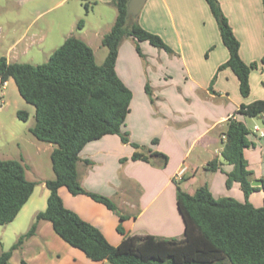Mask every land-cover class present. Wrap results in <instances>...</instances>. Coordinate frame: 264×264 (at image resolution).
Wrapping results in <instances>:
<instances>
[{"label":"crops","instance_id":"1","mask_svg":"<svg viewBox=\"0 0 264 264\" xmlns=\"http://www.w3.org/2000/svg\"><path fill=\"white\" fill-rule=\"evenodd\" d=\"M15 1L27 11L38 5L42 11L36 13L35 20L67 0H56L47 8L48 0H39V3ZM77 1L75 9L67 15L72 18L75 13V17L83 18V24L78 28L71 21L61 35V42L74 35L93 50V43L101 41L110 30L117 10L111 0H89L93 5L85 14L82 1ZM218 2L239 41L241 59L245 63L259 62L264 56L262 0ZM135 17L140 26L158 34L172 50L168 53L143 41L139 42L140 56L135 41L130 37L124 38L119 45L115 71L132 93L122 130L128 132L130 142L138 144L139 148L121 142L116 134H107L87 142L79 153L76 165L80 184L88 191L110 198L116 211L87 195H73L65 187L58 189L63 205L96 226L112 245L122 240L123 235L117 231L119 224L128 235L181 238L184 225L175 202V181L180 179L185 180L182 189L189 193L198 186L207 185L215 198L225 196L245 200L237 183L230 188L225 186L226 172L232 166L222 160L220 152L224 141V123L229 118L243 122L249 133L253 132L259 141V162H254L257 167H248L251 184L258 186L259 179L264 177V131L257 124L247 123L246 120L252 117L236 113L240 104L264 99V63L251 70L250 91L243 97L234 72L229 67L217 71L218 66L227 60L228 50L221 41L217 23L205 0H146ZM28 27L19 40H28V47L34 43L42 46L47 29L39 26L29 35ZM75 27L76 33L73 31ZM214 76L211 91L209 85ZM145 85L149 86L150 94H147ZM20 99L23 98H17L15 105L18 107H13L14 118L19 119L18 110L27 112V119L23 121L30 136L23 137V140L28 147L40 151L41 141L29 131L35 122L34 107ZM2 100L0 113L9 105L4 100V94ZM262 119L264 121V116ZM10 122L22 128L12 118ZM254 125L262 134L252 130ZM249 133L247 138L251 145L244 149V154L256 144L249 139ZM11 135L14 139L17 136L14 133ZM218 142L222 145L219 146ZM47 150L52 151L51 148ZM135 151L148 159L132 160ZM27 157L20 153L18 159L24 165L25 177L29 172L33 178L31 181L38 182L45 189V180L50 178L40 175L38 162L36 166L31 165L35 162H25ZM213 159L218 160L219 168L210 171L206 166ZM251 164L253 162H249V166ZM182 167L185 171L182 177L177 178L176 174ZM199 171L200 179L196 177ZM261 191L252 192L257 196H248V201L255 207L259 206L255 197ZM32 194L11 222L0 225L3 227L0 253L27 231L35 214L45 208V192L35 204L30 202ZM21 260L27 264H109L106 260L92 261L87 258L81 250L57 235L46 220L38 222L35 233L12 252L7 264H20Z\"/></svg>","mask_w":264,"mask_h":264},{"label":"trees","instance_id":"2","mask_svg":"<svg viewBox=\"0 0 264 264\" xmlns=\"http://www.w3.org/2000/svg\"><path fill=\"white\" fill-rule=\"evenodd\" d=\"M81 1L87 14L93 2ZM205 1L228 50L227 60L217 71L229 67L238 79L240 94L245 97L250 91L249 74L264 63V56L259 62L245 63L239 55V41L218 0ZM127 2L111 0L117 14L110 30L101 38L102 45L107 48L102 64L96 63L92 48L74 35L65 38L42 64L8 62L5 57H0V79H13L19 95L34 107L35 122L29 128L30 133L39 141L55 145L50 153L54 178L45 180L46 206L35 214L29 229L0 253V264H7L12 252L35 233L41 220L49 221L57 235L92 261L106 260L109 264H264V205L255 207L248 201L253 191H264V177L259 179L258 186L251 184L243 153L251 145L247 138L249 130L234 118L224 123L222 135L225 138L220 154L222 160L232 166L226 172L225 186L230 188L237 183L245 200L225 196L215 198L207 185L198 186L189 193L179 184L183 179L175 181L176 207L184 225L181 238L128 235L119 224L117 231L123 237L119 244L112 245L96 226L63 205L58 193L60 187L73 195H87L116 211L110 198L88 191L80 184L76 168L79 153L87 142L107 134H116L121 142L139 148L138 144L130 142L128 132L122 130L132 93L115 71L121 41L132 38L140 56L139 42L143 41L172 52L158 34L144 29L136 17L127 14ZM262 5L264 13V0ZM82 24L83 19H80L77 27ZM214 78L209 85L211 91ZM145 90L150 94L148 85ZM236 113L262 118L264 99L242 103ZM16 114L21 120L28 116L23 110ZM131 159L147 160L148 157L135 151ZM206 167L215 171L219 162L213 159ZM34 188L35 182L25 177L20 160L0 159V225L17 216ZM20 264L27 263L21 260Z\"/></svg>","mask_w":264,"mask_h":264},{"label":"rangeland","instance_id":"3","mask_svg":"<svg viewBox=\"0 0 264 264\" xmlns=\"http://www.w3.org/2000/svg\"><path fill=\"white\" fill-rule=\"evenodd\" d=\"M22 3L25 2H34L39 3V0H20ZM56 0H48L47 8L49 5H53ZM77 0H67L65 3L54 7L49 10L41 17H38L34 20L36 13L42 9H39L38 5L36 8L27 11L23 9V7L17 5L15 0H0V57H7L12 62H21V63H30V64H42L45 63L50 54L56 49L62 42L61 35L65 30L66 26L68 27L70 22L74 23V26L77 25L82 17H69L67 15L70 14V10L75 9V5H77ZM44 8V9H45ZM71 8V9H70ZM68 18V19H67ZM29 26V27H28ZM39 26H44L47 30L45 42L41 45L38 43L31 44L28 47V40H19L21 34L28 27L29 35L38 30ZM76 27L74 28V33H76ZM93 53L95 56V60L97 64H102L106 54L107 48L102 45L101 41H95L93 43ZM1 92L4 94V100L9 102L8 107L0 113V159H19L20 153L27 155L25 162H35L31 165L36 166V162L39 164L40 175L42 177H48L50 179L54 178V173L51 167L50 153L51 151L47 150L48 148H53L55 145L45 142H39L41 144L42 149L40 151H36L35 148L28 147L23 137L30 136L27 133L26 127L27 124L23 120L14 118V109L13 107L17 105V98L19 97V93L13 81H8ZM23 100V99H20ZM7 115L6 118H3V115ZM15 121L19 126L14 125L10 122V119ZM242 119V118H241ZM31 121V118H29ZM247 123L257 124L261 130L264 131V121L261 117H252L251 119L246 120ZM250 129V127H249ZM11 133L16 134V138L14 139ZM253 132L249 133V139L255 142V148L250 147L249 151L245 150L244 158L246 161L247 169L248 167L256 168V164L254 162H259L258 157L260 154L257 143L259 142ZM257 140V141H256ZM218 145L221 146L222 143L218 142ZM48 146V147H46ZM246 152L247 157H246ZM250 152V154H249ZM248 162V163H247ZM249 162H253L249 166ZM197 178H201V173L196 176ZM27 179L32 180V175L27 172ZM35 182V181H34ZM185 180L180 181L179 184L183 188V184ZM36 187L33 190V194L30 202L33 204L37 203L41 198L42 193L45 192V199H47V190L43 189L40 184L35 183ZM238 186V185H237ZM194 187V186H192ZM240 190V189H239ZM241 192V191H240ZM258 194V193H256ZM256 200L258 201V205L256 207H260L264 205V192L261 191L259 193ZM243 198H245L244 194L241 192ZM251 196H257L254 193H250ZM30 204V203H29ZM0 227V234L2 236V229ZM21 235V234H20ZM0 241L1 238H0Z\"/></svg>","mask_w":264,"mask_h":264},{"label":"water","instance_id":"4","mask_svg":"<svg viewBox=\"0 0 264 264\" xmlns=\"http://www.w3.org/2000/svg\"><path fill=\"white\" fill-rule=\"evenodd\" d=\"M145 1L146 0H128L126 6L127 14L135 17L144 6Z\"/></svg>","mask_w":264,"mask_h":264},{"label":"built area","instance_id":"5","mask_svg":"<svg viewBox=\"0 0 264 264\" xmlns=\"http://www.w3.org/2000/svg\"><path fill=\"white\" fill-rule=\"evenodd\" d=\"M6 83H7V81H2V80L0 79V110L2 109V106H3V100H2V95H3V93L1 92V89H3V88L5 87ZM252 130H253V131H258V132H260V134H262V131L259 130L258 126H256V125L253 126ZM224 138H225V137L223 136V139H224ZM184 171H185V167H182V168L178 171V173L176 174V177H177V178L182 177Z\"/></svg>","mask_w":264,"mask_h":264}]
</instances>
